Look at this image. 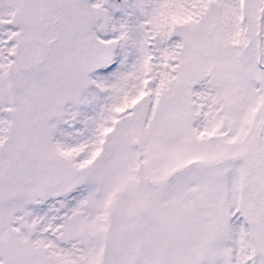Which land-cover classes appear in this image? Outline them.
<instances>
[{
    "label": "snow or ice",
    "instance_id": "snow-or-ice-1",
    "mask_svg": "<svg viewBox=\"0 0 264 264\" xmlns=\"http://www.w3.org/2000/svg\"><path fill=\"white\" fill-rule=\"evenodd\" d=\"M0 264H264V0H0Z\"/></svg>",
    "mask_w": 264,
    "mask_h": 264
}]
</instances>
